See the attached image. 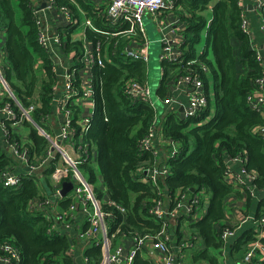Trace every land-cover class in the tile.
Instances as JSON below:
<instances>
[{
    "label": "trees",
    "instance_id": "trees-1",
    "mask_svg": "<svg viewBox=\"0 0 264 264\" xmlns=\"http://www.w3.org/2000/svg\"><path fill=\"white\" fill-rule=\"evenodd\" d=\"M14 1L16 6L13 0H0V33L5 31L4 43L0 46L1 62L4 77L15 99L24 109L32 106L33 123L24 119L20 121L19 109L6 96L0 95V108L9 104L17 115L14 122H5L10 132L9 140L18 142L30 162L38 166L45 157L47 141L37 133L34 124L43 126L45 118L53 117L51 103L59 80L52 72L49 53L37 42L38 26L29 0ZM53 1L76 16L75 1L92 17L94 25H101L94 14L96 12L83 0ZM177 4L188 15L185 18V39L180 45L181 63L173 65L171 62H161L163 72L156 96L163 100L167 94L166 85L184 72L197 74L207 90L210 82L205 74L208 72L213 101L208 99L207 109L192 119L175 116L165 110L164 105L159 118L156 109L148 103L130 102L122 92L124 83L134 80L146 84L148 69L142 60L132 61L120 53L119 42L113 64L95 69V77L89 83L93 90L94 113L84 140L91 146V152L90 158L78 169L93 187L99 180L105 185L109 203L103 204V209L110 215L106 225L110 232L119 229L117 239L120 240L124 235L131 238L149 234L152 237L159 231L161 221L148 213L158 194L155 186L140 170L154 165L167 167L168 173L157 183L160 192L163 191L159 199L164 200L167 196L169 207H173L183 192H190L191 189L197 193L204 192V197L200 198L199 210L203 209V213L199 221L193 222L180 216V220L176 219L179 220L177 225L181 226L182 222L189 224L192 231L188 234L189 242L193 241L196 245L195 241L200 239L205 248L221 249L226 247L221 233L229 226L217 228L216 224L225 219L223 204L234 193L225 179L226 161L236 156L246 157V171L256 175L253 186L255 189L264 188V141L258 134L264 121L247 102L257 80L264 78L263 64L243 29L238 0H179ZM16 9L20 17H17ZM203 33L205 42L199 53ZM94 42L102 47L108 44L111 48L113 45L107 37H95ZM68 46L78 49L79 43L69 42L64 44L63 49L66 50ZM38 60L42 66L35 69ZM81 83V79L76 78L74 86L84 90ZM71 110L74 112L73 126H78L81 112L76 106ZM155 119L156 132L159 129L164 140L178 144L176 155L173 158L166 155L160 162L150 153L139 152V146ZM19 121L30 130L24 143L19 132L15 131ZM53 168L52 164L42 165L39 169L41 177L25 176L22 168L17 167L0 133V174L11 170L21 177L19 186L15 188H6L0 182V244L9 242L19 253L21 264H72L69 258L70 239L58 235L56 231L49 234L53 222L36 205L48 193L45 186L51 191L50 173ZM94 192L97 198L101 197L100 189L94 187ZM68 202L64 200L60 204L63 209ZM32 206L36 208L35 211H31ZM262 214L264 209L257 217ZM177 238H181L180 241L183 239L181 233ZM254 239L250 231L234 243L229 255L231 258L239 256L233 264H245L243 255ZM261 242L264 244V239ZM202 254L209 263L214 264L213 258ZM84 256L96 262L100 252L96 248H89ZM254 263L255 260H252L249 264ZM132 264L154 263L144 249L136 255ZM255 264H264V261Z\"/></svg>",
    "mask_w": 264,
    "mask_h": 264
},
{
    "label": "built area",
    "instance_id": "built-area-1",
    "mask_svg": "<svg viewBox=\"0 0 264 264\" xmlns=\"http://www.w3.org/2000/svg\"><path fill=\"white\" fill-rule=\"evenodd\" d=\"M258 5H262L260 0H257ZM54 6L53 0H45L43 9H38L34 13L36 23L38 26V44L49 53L52 60V72L57 76L59 82L54 89V97L52 99V112L54 115H60L61 121L59 122L57 131L52 130L49 125H35L37 133L47 141V149L45 157L41 161V165L32 164L27 156L26 151H22L21 146L16 141H10V132L5 126L6 121L14 122L17 118L15 112L11 109L9 104H5L0 108V133L5 142L9 144L11 152L17 158L21 159V163L29 168L25 170V176L32 177L39 175V169L45 165L48 159H51L50 164L54 166L50 173L51 181V194L45 195L43 199L36 203V205L44 212L46 218H50L53 222L48 233L58 232V235H64L72 228V222L75 214L79 213L84 218L83 229H80L78 236L81 240L89 242L92 246L100 252L98 261H91L89 258L83 256L82 264H132L136 255L146 249V255L152 260L154 264H176V256L170 244L169 226L170 222L176 220L180 216L196 222L198 220V211L200 205V192H183L173 207L165 206L163 200L159 199L161 196L160 189L157 185L161 177L168 173V168L165 166L154 165L147 169H141L140 173L149 179L152 186H155L158 199L149 206L148 213L155 219L161 221L159 231L154 236L145 234L143 236L135 235L131 237L132 246L124 251L121 240H118V232H110L106 225V220L110 217L109 213L103 209V203L97 198L93 185L87 178L80 172L78 166L86 162L90 158L91 146L85 142L84 136L87 134L90 118L81 117L78 126H73L74 112L71 107L76 106L80 112L84 106L85 100L91 96L90 89L79 90L74 86V81L77 78L76 74L79 69L84 68L86 65L93 66L96 69H103L106 65L113 64V61L105 60L103 55V47L98 42L96 43L94 53H84L75 58L74 65H63L58 58L53 46L60 45L61 40L56 36L49 35V33L39 26L38 17L43 10H50ZM168 6L164 0H112L106 10V17L108 18L113 27H118L113 32H101L93 28L89 21H86V26L92 28L101 36H127L136 35L141 31L142 18L148 14L154 19L166 10ZM64 12L66 9L61 8ZM118 18L120 21L118 25L115 20ZM264 29V17L262 19ZM163 44L161 52V60L171 62L173 65L181 63L180 56L182 52L179 50L178 57H174L176 46L165 39L161 38ZM52 44V45H51ZM124 55L131 59L146 60L145 56L140 57L134 52H125ZM258 55V54H257ZM258 59L262 60L261 55ZM1 61V60H0ZM203 81L194 73L184 72L176 76L175 88L183 92L186 97L185 104L182 106V117L184 119H192L198 117L208 107L207 94L203 92ZM82 86L84 83L82 81ZM0 91L7 98L14 101V104L20 111L21 119L32 122L31 114L33 112L32 106L24 109L20 103L15 99L8 82L0 70ZM264 91V78L257 80L256 87L252 93L247 97V102L252 111L260 114L261 110L256 103L253 102L255 94ZM122 92L130 102H146L154 108L153 102L150 99V90L147 84H140L134 80L126 81L122 87ZM75 100L77 102H75ZM164 105L173 103V99L168 97L162 102ZM176 106H178L176 104ZM52 117L45 118L50 121ZM157 119L151 125V129L147 137L141 142L139 152L150 153L154 158L157 157V151L153 148V141L158 136L162 143L168 147L167 155L173 158L178 151V144L164 140V138L156 132ZM228 167L225 173V179L232 188H243L250 196L255 193L253 181L256 178L255 173H249L245 169L246 157L236 156L231 160L226 161ZM239 164L238 170H233L232 165ZM68 179V180H67ZM64 181H70L73 185L71 193L68 197L64 198L69 201L68 206L64 209L56 210V205L61 201L60 195L61 184ZM0 182L6 188L18 187L21 182V177L14 171H3L0 174ZM33 208V206L31 207ZM30 208V209H31ZM121 212L123 209L117 207ZM253 224L257 229L256 234L262 236L264 233V214L257 218H253ZM61 226H60V225ZM60 229V230H59ZM238 230V227L225 228L221 233V239L226 240L233 236ZM67 234V233H66ZM125 236V235H124ZM188 241V242H187ZM186 243V245H185ZM195 243H189V238H183L181 241V248L192 249ZM260 249L257 240H254L245 251L243 255V263L249 264L255 252ZM221 261L225 264L226 260V247L219 249ZM184 253L180 255L183 258ZM0 264H21V257L17 250L9 243L3 242L0 244Z\"/></svg>",
    "mask_w": 264,
    "mask_h": 264
},
{
    "label": "crops",
    "instance_id": "crops-1",
    "mask_svg": "<svg viewBox=\"0 0 264 264\" xmlns=\"http://www.w3.org/2000/svg\"><path fill=\"white\" fill-rule=\"evenodd\" d=\"M83 1L90 6L91 10L96 12L94 14H96L97 17L100 19V24H101L100 26L94 25L92 17L89 16L88 12L84 10L80 5H78L75 1H73V6L75 8L76 16H74L70 12V10L68 11L66 10V12H64L59 6L55 5L54 3V6H52L48 12L47 10H43L38 17L39 26L45 29L49 33V35L56 36L58 39L61 40V44L53 46V49L55 50L56 54L58 55V58L60 59V62L63 65H74L75 58L77 56L82 55L84 53H94V49L96 46V43L94 42L95 37L96 38L107 37L110 38L113 43L111 48L108 47L109 46L108 44L103 47V55L105 56V60L110 62L114 61V57L117 56L116 47L119 46V42H121L120 53L124 54L127 51V52L137 53L140 57L145 56L147 58L146 60H142V59L140 60L148 64L150 58L149 47L151 44V40L149 39V36L146 34V30L144 28L145 17H147L152 23H154L156 33L159 34L160 36L159 39L161 44L160 49L162 50L163 47L161 38L164 36L165 39L172 44V46H176L174 57H178L180 45L183 44L185 39L184 37L185 18L188 17V15L183 11V9L179 7V5L177 4L179 0H164L165 4L168 6L166 10H163L161 14L157 16L156 19H154L152 16L148 14L144 15L142 18L141 31H139L138 34L136 35H127V36H110V35L101 36V34H98L92 28L85 25L86 21H89L94 29L99 30L101 32L115 31L118 27H113L114 25H111L108 18L106 17L107 7L110 5L112 0H83ZM238 1L241 8L243 29L248 35L249 41L252 43V48L255 49L257 54L259 56L261 55L262 57L261 62L263 64V74H264V29L262 24V19L264 17V13H263L264 0H260L262 5H258L257 0H238ZM29 2L33 8L34 13L36 12V10L43 9L45 6V0H29ZM16 4H17L16 1L13 0V5L16 6ZM16 14L17 17H20V12L18 9H16ZM112 20L113 21L115 20L116 25L120 24L118 18H114ZM209 23H210V16L208 15L207 24ZM87 31L90 32L92 36L91 35L89 36ZM203 35L205 36V33H203ZM93 36L94 38H92ZM4 39H5V31H2L0 33L1 47L3 46ZM69 42L71 43L78 42L79 43L78 49H75L73 46H68L66 47V50H64L63 49L64 44H67ZM204 42H205V37H204ZM203 47L202 48L199 47V53L202 52ZM161 50L159 54L160 64L162 62L160 58L162 52ZM2 57L3 56L1 52L0 60H2ZM132 61H136V59H133ZM41 66H42V62L38 60L35 69L37 68L39 69ZM95 69L96 68H94L93 66L86 65L84 68L79 69L76 74L77 78L81 79V81H83L84 83V86H82L83 89L91 90L90 98L85 100L84 106L81 109V113L83 114V117H87V116L91 117L92 113H94L93 90L91 89L89 83L95 77V73L97 70ZM0 70H1V74L4 75L3 64L1 61H0ZM162 72L163 70L161 69L160 66V76L162 75ZM205 75H206L205 76L206 79H208L210 83L207 87V90L205 89V85L203 84L204 88L202 91L207 94L208 99L209 100L211 99L212 102L213 93L211 88L212 87L211 78L208 72H206ZM176 76L175 79L173 78V81L170 84H167L165 87V91L167 93L165 98L168 97L172 98L173 103H170L169 105H164L162 102L165 98L159 101L162 103V105H164L165 110L167 109L171 113H174L175 116L182 117V106L185 104L186 97L181 90L175 88L174 84L176 81ZM145 83L147 84V79ZM0 95H3L1 91H0ZM150 99L151 102H153L151 98V94H150ZM75 102L77 101L75 100ZM253 102L256 103L260 108L261 113L259 115L263 118L264 121V91L255 94L253 98ZM176 104L178 106H176ZM153 106L154 108H156L155 104ZM163 111L164 110L161 109V114L158 115L159 118L161 117ZM20 121H22V119ZM20 121L15 126L16 129L15 131L17 132H19L18 126L21 124ZM60 121H61V116L60 115L57 116L53 114V117L51 118L50 121H45V125L46 126L49 125L51 126L52 130L57 131ZM78 124L80 123L78 122ZM80 125L84 126L83 123H81ZM157 133L158 135L160 134L159 129ZM258 134L264 141V125L262 128H260V130H258ZM2 139L9 153L13 155L9 147V144L5 142L3 137ZM153 148L155 151H157V157H155L154 159L160 162L164 157H166L168 148L162 143V141L159 139L158 136L153 141ZM14 159L17 163V167L20 166L22 168V171L25 172L24 168H26V166H24V164L21 163V159L15 156ZM239 168H240L239 164L232 165L233 170H238ZM39 177H41V175ZM227 180L228 178H226V181ZM64 182H70V181H64ZM99 189L101 190L102 193L99 199L103 203L108 202L106 187L103 183L101 186H99ZM70 193L71 191L67 193L68 197ZM45 194L48 195L47 193ZM199 195L200 197L201 196L204 197V192H200ZM65 197H62L61 201L58 202V204L56 205V210L61 211L63 209V207L60 204L64 200H67V198L64 199ZM163 202L166 207L170 205L167 196L166 198H164ZM206 202H207V197H206ZM223 207H224L225 219L220 223L218 222L216 224V227L219 228L221 225L229 226V227H238V230L234 233V235L226 240L225 264H233L235 259H237L239 255H235L233 258H231L229 252L231 251V248L233 247L234 243L238 239L242 238L244 235L250 233V231L252 232V235L255 238L254 240H257V242L260 245V249H258L255 252L254 254L255 259L253 258V260H255V263L264 261V244L261 242V239H264V233H262V236L257 235L256 234L257 229L253 224V220H254L253 218H257V215L261 214L262 210L264 209V188L255 189L254 195L250 197L245 189L243 188L234 189V193L224 202ZM35 209L36 208L33 207L31 208V211H35ZM202 213H203V209H200L197 215L198 221L202 217ZM178 219L180 220L181 218ZM179 220L171 221L169 226L170 244L176 256V262H177L176 264H213L212 262L209 263L208 259H205L202 254L205 253V255L208 256L209 255L208 252L210 251L209 248L211 247L205 248L200 239L196 240L195 242L196 244L197 242H201L202 245L201 249L204 250L201 253L197 252L196 246L195 248L192 249L181 248L182 240L180 241L181 238L178 239L177 237H179L181 233V237L186 238L188 237V234L191 233L192 231L191 229L189 230V227L184 226L186 222H182L181 226L180 224L177 225ZM84 221H85L84 218L79 213H76L75 218L72 222V228L68 232L64 233V235L67 236L71 241L69 258H71L72 264H82V258L84 256L85 251L89 248H94L91 243L81 240L80 237L78 236L80 229H83L82 227L84 225L83 224ZM177 229H179V232L177 231ZM120 240L121 243L123 244L124 251L128 250L132 246V240L130 237L123 236ZM182 253H184L183 259H181L182 257L180 258V255ZM218 263L223 264V261L218 262L216 259H214V264H218Z\"/></svg>",
    "mask_w": 264,
    "mask_h": 264
},
{
    "label": "rangeland",
    "instance_id": "rangeland-1",
    "mask_svg": "<svg viewBox=\"0 0 264 264\" xmlns=\"http://www.w3.org/2000/svg\"><path fill=\"white\" fill-rule=\"evenodd\" d=\"M144 28L146 30V34L149 36V39L151 40V44L149 47V52H150L149 57L150 58H149V62L147 64V69H148L147 86L150 90V94H151V98L153 100V104H155V106H156L155 109H156L157 116H158L161 114V109L163 108L162 103L159 101V99L156 96V92L159 88L160 79H161L160 61H159V54H160V50H161L160 49L161 44H160V40H159L160 36H159V34L156 33L154 23H152L147 17L144 18ZM204 37L205 36L203 35L202 39H201L200 48H202L204 45ZM18 131L20 134L21 142L24 143L25 141H27L28 140V134L30 132L28 126L21 123L18 126ZM40 182L42 184V182H43L42 178L40 179ZM101 185H102V183L99 180L98 183L96 185H94V187H95V189H99V186H101ZM184 226L189 227V224L185 223ZM195 246H196V250L198 253H201L204 251L203 249H201V246H202L201 242H197V244ZM209 250H210L208 252L209 256L213 257L218 262H220L222 260L218 248H209Z\"/></svg>",
    "mask_w": 264,
    "mask_h": 264
},
{
    "label": "water",
    "instance_id": "water-1",
    "mask_svg": "<svg viewBox=\"0 0 264 264\" xmlns=\"http://www.w3.org/2000/svg\"><path fill=\"white\" fill-rule=\"evenodd\" d=\"M50 161H51V159H48V160H47V162H46V166L49 165ZM24 169H25L26 171L29 170V168H24ZM43 185L45 186V183H43ZM72 187H73V185H72L71 182H63V183L61 184V190H60V195H61V197H65V196L67 195V193H68L69 191H71ZM45 188H46V190L48 191L47 194L50 195L51 192L47 189L46 186H45ZM191 191L194 192L193 189H191Z\"/></svg>",
    "mask_w": 264,
    "mask_h": 264
}]
</instances>
